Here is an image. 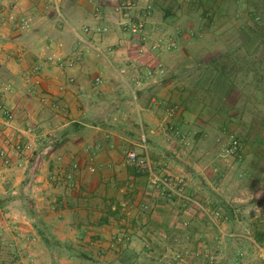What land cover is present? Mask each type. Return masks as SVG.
Wrapping results in <instances>:
<instances>
[{
  "label": "crops",
  "instance_id": "1",
  "mask_svg": "<svg viewBox=\"0 0 264 264\" xmlns=\"http://www.w3.org/2000/svg\"><path fill=\"white\" fill-rule=\"evenodd\" d=\"M129 4L132 16L145 15L140 34L127 30ZM251 10L264 11V0L0 4V102L12 114L0 112V149L10 158L0 160V199L8 204L0 232L15 239L6 245L28 246L37 264H123L125 252L149 240V219L166 227L183 216L162 180L204 174L183 153L223 134L213 110L217 75L242 76L243 91L261 83L264 36L248 33ZM24 16L31 20L18 28ZM73 52L80 57L73 68L49 60ZM37 64L41 75L23 76ZM225 80L232 91V76ZM145 149L150 171L128 158ZM64 171L71 182L56 174Z\"/></svg>",
  "mask_w": 264,
  "mask_h": 264
},
{
  "label": "rangeland",
  "instance_id": "2",
  "mask_svg": "<svg viewBox=\"0 0 264 264\" xmlns=\"http://www.w3.org/2000/svg\"><path fill=\"white\" fill-rule=\"evenodd\" d=\"M10 1L0 0V4ZM205 12L207 22L212 16ZM247 18L248 33L260 30L264 36V26L259 27L264 11H248ZM225 61L220 58L215 64L220 72ZM261 63L257 77L261 83L246 91L240 90L242 76L230 75L233 87L228 92L225 79L230 76L215 75L213 110L224 120L223 134H209L201 146L189 143L183 153L187 164L199 165L204 174L195 173L190 184L172 181L181 195L169 188L164 192L174 206L182 208L183 216L170 217L166 227L160 219H149L153 226L149 240L125 252L123 264H264V239H255L264 234V55ZM232 139L241 147L229 153ZM7 205L0 199V211ZM20 238L27 240L24 235ZM13 239L0 232V264H37L28 259V246L6 245Z\"/></svg>",
  "mask_w": 264,
  "mask_h": 264
},
{
  "label": "built area",
  "instance_id": "3",
  "mask_svg": "<svg viewBox=\"0 0 264 264\" xmlns=\"http://www.w3.org/2000/svg\"><path fill=\"white\" fill-rule=\"evenodd\" d=\"M57 5V3H56ZM127 12H126V16L128 18V22L126 23V27L127 30H129L132 34H140L144 31L145 28V15L142 14H136L133 15L131 14V5H127ZM31 17L29 16H24L21 17L19 19V23L17 24L18 28H24L28 25V23L30 22ZM20 54H23V50L19 51ZM21 56H19L20 58ZM79 56H77V52H73L71 55L69 56H64V57H56L54 58L53 56L49 57L50 61H55L58 65H60L61 67H66V68H73L77 65L78 61H79ZM43 70V66L42 64H37L35 66H33V68L31 69H27L23 72V76L26 77L27 79L30 78L31 76H38L41 75V72ZM70 84L74 83V78H70L69 81ZM66 107L62 106L60 108L61 111H65ZM0 112H2V114H4L8 119H10L12 117V114L6 110V108L3 106V104L0 102ZM143 141L145 142V138L143 137ZM18 148L20 147V145L17 146ZM241 147V144L239 143V141L237 139H232L231 140V145L230 147L227 149V151L229 153L234 152L235 150L239 149ZM128 158L129 161L131 163V165H135L137 166L139 169H146L149 168L151 170V166H150V161H149V156H148V152L147 150H143L142 152H136V151H130L128 153ZM9 151L6 148H1L0 149V160L4 163V164H8L9 163ZM57 175H59L61 177L60 180H64L66 182H71L73 180V174L72 172H66L64 171L62 172H57ZM172 179L170 178H164L162 180V183L164 185H166L167 188H169L172 192L180 194L181 192L177 191L173 186H172ZM178 184V183H177ZM179 190H181L179 188Z\"/></svg>",
  "mask_w": 264,
  "mask_h": 264
},
{
  "label": "trees",
  "instance_id": "4",
  "mask_svg": "<svg viewBox=\"0 0 264 264\" xmlns=\"http://www.w3.org/2000/svg\"><path fill=\"white\" fill-rule=\"evenodd\" d=\"M256 241L257 242H262L263 241V239H264V234H262V235H260L259 237L258 236H256Z\"/></svg>",
  "mask_w": 264,
  "mask_h": 264
}]
</instances>
